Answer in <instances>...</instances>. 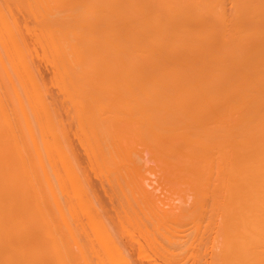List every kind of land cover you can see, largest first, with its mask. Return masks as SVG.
Masks as SVG:
<instances>
[{
    "label": "bare ground",
    "instance_id": "bare-ground-1",
    "mask_svg": "<svg viewBox=\"0 0 264 264\" xmlns=\"http://www.w3.org/2000/svg\"><path fill=\"white\" fill-rule=\"evenodd\" d=\"M9 1L10 0H0V264L83 263L81 259L85 255L83 256L81 254H84L86 252H83V250L85 249L84 244H82V247H84L82 248V250L78 245L80 243L78 239L76 240L75 236L73 237V231V233H71L73 234L72 237L74 238V240H72L70 243L68 241L73 239H69L68 237V235H70L71 237V234L69 233L71 229L76 231L75 233L77 234V230L73 229V225H70V222H68V216H66V222L69 223L68 225L73 227H69L70 230H65V232L63 228H58V230L60 229L61 232L57 233L55 231L58 230L54 229V226H56V224L53 225L54 221L52 219L55 217L56 212L53 210V212L55 213H52V203L56 196H54V198L52 197V190L53 188H55L56 181L54 177L52 178V167L54 166H52V160L54 159V157H52L54 156V154H52V145H58L59 143L57 144V142H60L61 145H64L61 143V136L60 134L56 133V129L54 128V126L57 125L59 126V128L61 127V131H63L64 129L62 130V126H60L61 124L58 125L59 123H54L58 119H56L54 115L56 112L53 110V112H55L53 113L51 110L55 108L54 105V108L52 106L54 98L53 96H50L51 91L48 90H51V88L53 87V85L51 84L55 83L54 86L56 85V87L54 88L59 89L58 91L60 93L62 92L63 94H68L70 92L68 94L69 97H67L69 99L74 94V92H76L77 89L81 87V82L79 83V81H74V78L78 75L80 78L92 72V66L89 64L91 60L90 52L92 49L91 46L95 44H97V46L100 45L102 48L101 51L98 52L99 57L96 58L94 54L93 56L98 60L99 58L102 59L103 57L105 58V61H108L106 57L110 53V47L108 46L112 44L113 55L110 54L111 56L109 55V58L113 57L114 73L112 74L114 78H112V80H116L114 81L115 85L113 83L112 86V82L109 84L113 88H117V90H115V93L116 91H118L119 94L123 92L122 90V92H119V89H123L124 91L132 90L134 92L142 91L146 92L145 95H142V92L138 93H141L144 99L145 96L151 95L152 93H156V95L157 93L159 94L157 96H153L152 94L150 97H146V99H150L149 102L152 100L151 104L149 103L150 105H152L153 102L155 104L156 102L160 101L161 104L165 106H163V109L165 108L166 111L160 109V112H162L161 114L164 113V116H161V114L158 116V114L160 113L158 112V109L162 107H159V102L158 104H155V107L153 105L151 106L152 108L154 107L155 110L158 106V111H155L157 113V117L160 118L161 116L164 119L160 120L158 118L157 124L153 121L151 122V118H154L155 115L153 114L155 112L152 114L153 110L150 107L151 112L148 111V116L150 117V119L148 116H145L146 118H144L147 119V121L148 119L150 120L147 124H149L150 126V123H153L151 124V127H153L152 130H154L155 128L162 133L161 136V133L158 134L160 138L162 137L159 140L161 143L163 141V138L164 140H166L164 143H167L168 148L167 145L164 144V146L171 152H169L168 155H177L181 158L180 160L178 159L180 163L185 166L180 167L184 170H188L187 172L189 173H191L190 171L194 172L193 176L195 175L196 177H194L196 179L194 178L195 180H193L192 182L196 183V186L200 188L204 186L202 189H205V191L208 187L212 188H210V191L214 190V194L212 196L215 201L212 199L214 201L213 203H216V201H220L217 203H223V201L228 202L227 204L229 205L228 208L225 209L226 214H223L224 217L226 219L228 216L230 218L233 217L231 219L236 223H232L235 225L237 224V226H239V221L237 222L238 219H240V221L243 223L242 228L244 229L243 232L246 234V246H244L245 244L242 237L243 234H241L242 228L240 229L241 233L239 231V235V233H237L236 231L238 227L235 228L236 226L234 227V225H232L231 223V228L229 226L230 224L227 225V227L229 226L227 228V231L230 228V232L231 230L234 232V229H232V227H234L236 231L234 232L235 235L238 234L237 236H239H233L231 235L233 234L231 232V234H229L231 238L230 240L235 242L236 239L240 240L242 237V240H236L240 242V245L243 244L242 246L238 244L243 252L240 249L236 250H240L241 252L239 251V253L241 254L245 253L246 251V256H244L245 260H243L242 258L241 263L242 261H244V264L245 262L246 264H257V262H259L260 264H264V0H25L24 4H21V0H12L13 2H16V7H21V9L23 7L22 11L19 8V10L14 12L11 9L12 5H10ZM78 9L79 11H77ZM80 9H83V13H81ZM25 10H27L33 16L34 22H32V16L25 15L26 17H24V20L31 18V21L28 22V20H30L28 19L26 20V22L22 21L23 23L20 22V20L17 18L18 14L16 15L17 17H15L19 21H17V19L13 16L15 12L20 13V11L25 14ZM76 11L77 14H74V12L76 13ZM78 12L83 14L81 17L87 16L89 19L87 18L86 20L85 18H82L86 21L83 23L82 21H80V17L79 21L80 23H82V25H78L77 23V25L74 26L75 20L77 21L79 18L78 16H80ZM58 13H66V15L55 16ZM21 14L22 13H20V15ZM22 31L25 32L26 35H24L25 33H23ZM27 35L30 36L28 37L29 40L30 38L32 39L31 45L29 44L30 41L28 42L27 40ZM95 49H97V47H95ZM39 51L41 52L40 55H42L40 56V58L38 54ZM94 53L95 55L97 54L96 52ZM35 54V58L36 60L38 59V62L42 57L44 64L46 63L45 65H47V63H50V66L52 67L50 68L52 71V73L50 74V77H52V81L51 78H49L50 80L47 81H51V83H48L46 79H43L44 77H42L40 73L36 74V72H39L40 68L37 71L34 70L38 68L33 67L36 64V61L35 64L32 63ZM45 60L47 62H45ZM104 60L103 62H105ZM103 62V65H100V67L105 66V63ZM93 66L94 69H92L95 70V65ZM100 67H98V69H101V71L106 69L105 67H103L105 69H102ZM108 71H106L107 76L108 73L110 76L112 70H110L111 72ZM93 74L94 73H92L91 75ZM96 74V77L94 75L93 77L98 80ZM101 75L102 72L100 74V77ZM103 75L105 76V73ZM104 76L102 77V80H108L107 76L106 79L104 78ZM88 78L89 76L86 77V80ZM86 80L85 83L83 82L85 86L88 84L86 82H89L90 79L89 81ZM46 82L51 85V88ZM93 82L92 85L94 84V86H92V88L101 86L99 83L96 84V82L98 81H95L94 83ZM89 84H91V82ZM95 84L98 86H96ZM109 84L105 85L106 88L109 86ZM102 85L105 88L103 83ZM46 86L48 87V89ZM85 86L83 88L81 87L80 89L83 91H88L87 88H89L90 90L91 87H87L88 85L86 87ZM103 87L101 86L102 89ZM69 88L71 91H69ZM73 88H76V91L71 93ZM47 91L48 96L53 101L49 97H43V93L47 94ZM78 93L74 95L77 96ZM147 93L149 94L147 95ZM74 95L71 98H74ZM139 95H137L138 98ZM80 97L81 96H79L78 98ZM85 97L83 95V98L78 99V102L76 104L72 101L71 98L69 99V101L71 100V102H73L76 106H78V104H80L79 102L81 101V104L79 105V108H81L88 102V98L84 99ZM82 99L84 100L82 101ZM93 99H95V97ZM128 99L130 100V98ZM144 99L143 101L146 100ZM92 100L90 98L89 101H91V103L93 104V102H96L98 98L97 100L95 99L96 101L93 100L92 102ZM136 100L138 99L136 98ZM91 103L90 105H92ZM119 104H121V102ZM133 104L135 105V103ZM127 105L129 104L127 103L126 107ZM95 106L96 105H94V108ZM135 106H131L132 109H134ZM85 107L87 108V106ZM105 107L106 104H104V108ZM129 107L127 109H129ZM82 111L85 110L83 109ZM52 113L54 115L55 121H52L54 120L52 117ZM129 113L130 115L132 114L131 112ZM135 113L136 112H134V114ZM138 113L140 114V112ZM144 114L145 113H142L141 116L143 117ZM127 115L129 116V114ZM157 117L155 116L154 121ZM137 118H139V115ZM137 118L135 119L137 120ZM124 119H127V117H124ZM141 120V122H144L143 118ZM159 120L162 123L161 126L163 127L164 125V128L159 125ZM164 120L165 123L162 122ZM98 124L95 126H98ZM154 124H156V126H160L161 128L154 127ZM100 126L102 125H99L98 127ZM36 127H39V131ZM23 128H27L26 132ZM33 129L37 130L38 132L35 131L34 133ZM104 129L106 128L100 130L102 133L97 130L101 135H103L102 138H100L101 135L98 132L97 135L99 137L95 136L96 134L95 132L93 133L92 130L91 133H93L95 139H100L99 141L104 142V140L106 139V136L103 134ZM53 130L55 132H52ZM157 130L156 133H158ZM104 131L105 133L108 132L106 130ZM133 131L135 130H132V132ZM24 132L26 133V135ZM67 132H70V130ZM144 132L142 130V133ZM52 133H54L53 135L56 134L58 136L56 137L55 135L54 137ZM145 133L144 135L140 133V135L146 136ZM119 134H121L120 131ZM127 134L128 133H126L125 135L128 136ZM152 134L153 132H151V135ZM63 135L62 136L65 138V134ZM147 135L151 136L150 132ZM90 136L92 137V134ZM90 136H88V138ZM24 137L28 138V140L30 139L29 144ZM125 137L121 138L123 139ZM128 137L130 138V136ZM132 137L133 136H131V138ZM154 137L155 136L153 135L152 138L154 139ZM52 138H54L55 141ZM56 138H59L61 141ZM103 138L104 140H102ZM152 138L147 137L146 139H148V141H152ZM109 139L110 138L106 140L108 141ZM133 139L134 137L132 138V141H134ZM138 139L139 142L142 141L141 138ZM89 140H91V138ZM63 142L66 143L67 141L63 139ZM99 143L100 142H98V145ZM61 145L59 147V150L57 146L58 151H56L58 152V155H62V150H64V154L67 153L66 149H62ZM105 145L103 147L107 146ZM65 146H67V144H65L63 147ZM114 146L116 147L117 145H113V148ZM110 147H112V145ZM129 148L132 149L133 147L131 148L130 146ZM153 148L155 150V146H153ZM107 149L111 148H109L108 146ZM111 150L114 151V149ZM101 151L102 154H104L103 149ZM130 151L132 152L133 150ZM110 152L113 153L112 151ZM158 152H160V150H158ZM96 153L99 154L98 152ZM128 153L130 154V152ZM133 153L135 155V152ZM93 154L92 157H97V154H94V156ZM107 154L105 159L107 158ZM118 154L119 152L117 153V155ZM121 154L123 153L121 152ZM154 154H158L157 151ZM73 155L71 154L72 157ZM108 155V157L110 158V154ZM131 155L132 153L130 154V157L129 155L127 156L126 160H128L129 157L128 162L134 161V159L132 160ZM66 158H61L60 160L57 158V160L62 162L63 165ZM109 158H107V160H109ZM76 160L77 159H75V161ZM101 160L104 161L103 158H101ZM115 160H117V158ZM169 160H167L168 163H170ZM59 161L58 164L60 165L61 163H59ZM68 161L69 159L67 160V162ZM172 161L171 162L174 164L177 163L174 162V160ZM111 162H114V160ZM69 163L70 162H68V164ZM71 163L72 165H74L73 161ZM114 163H117V161ZM126 164L129 163H127L126 161ZM76 165L78 166L77 162ZM123 165H125V163ZM134 165L135 164H133L132 166ZM75 166L74 169L76 168ZM112 166H114V164H112ZM130 167L131 166H129L128 169H130ZM169 167L170 169H172L171 164ZM176 167L179 170V165H176ZM186 167H188L189 169H187ZM69 168L68 170L66 168L67 172H70L71 169L69 170ZM79 169L81 170V168ZM79 169L77 168L76 171L78 170L77 172H79ZM177 169H175V171ZM56 171L59 174L58 170ZM72 172H74V174H76L77 176V172L73 171V169L71 171V174ZM182 173L184 174L183 171ZM189 173L188 177L182 174V176H184L185 178H182L184 179L183 183L185 182V186H188V183H190L191 187L195 188L196 186H192L195 184H191L192 182H188V180L192 178V174ZM189 175H191V177H189ZM60 179L61 178H59L58 180L56 179L58 181L57 183L64 182V179ZM69 181L71 182V180ZM75 181H77V178H75ZM86 181L87 179H85V182ZM111 181L113 180L111 179ZM52 183L54 187L52 186ZM62 183L59 185L57 184L59 188L61 186H64L65 182L63 184ZM65 184L69 183L66 182ZM78 184H80V182ZM81 184L80 186L83 187L82 190H86V187L84 188V185H89L88 182L86 184L84 182H81ZM71 186L73 187L74 185L72 184ZM66 187L68 186L66 185ZM120 187H122V185ZM200 188H197L199 191V195L201 194ZM55 189H57V187ZM70 191L72 192V190ZM121 191L123 192V190ZM78 192L80 191L78 190ZM65 193L63 192V194ZM84 193L85 192H83V195L85 197L86 194H88V191L86 194ZM209 194L212 193L209 192ZM77 195L74 194V197ZM202 195H205L206 197V193ZM79 196H82L81 193ZM79 196H77L78 200H80ZM84 197H82V199H85ZM198 199L200 200V198ZM62 201L63 200L61 199V203L65 204V206L69 205L66 204L67 201L64 203ZM55 202L56 200L54 201V203ZM57 202L55 203L56 206H58ZM83 203L84 202L81 203V207ZM224 204L225 203H223V206ZM65 206L60 205L58 207L63 208ZM91 206H94V203ZM220 208L221 205L219 209ZM62 211L64 212V210ZM66 211L68 212V210ZM214 211L216 210L214 209ZM63 212L59 211L58 213H60L59 215H61V213ZM169 213L170 211L168 212V214ZM176 213L177 212H175V214ZM219 213L217 214V216L219 215ZM52 214H55L53 215L54 217H52ZM91 215L94 214L92 213ZM98 215L100 216L101 214ZM234 217L238 219L235 221L236 218ZM230 218L228 220H230ZM73 222L74 221L72 220V224H75ZM66 224L67 223H65V226ZM52 225L54 228L52 227ZM74 226L77 228L76 225ZM52 228L55 231H53ZM66 228L68 227L66 226ZM77 236L79 235H76V237ZM114 236L112 238H114ZM101 237L103 236L100 235V238ZM77 238H80L81 241L83 240L81 239L83 238V236H79ZM76 241H78L77 244L75 243ZM115 242L117 244V240ZM224 242L225 241L221 242L222 248L226 243H228V245H225L226 249H228V247H231L229 243L232 242H230L229 240L226 243ZM72 243L74 246L78 245L79 247H76L79 250L81 249L83 253L76 252V255H74L75 253L72 250L73 247L71 248L72 245H69ZM236 246H233L234 249L233 247L231 248L233 249V251L231 252L238 253L237 251H235ZM231 249H229V252ZM220 252L221 251H219V253ZM253 254L254 257L256 255V259H258L259 261L257 260L256 262L255 258L252 257ZM219 255L221 256V253ZM243 255L241 256L243 257ZM75 256L78 258H76ZM74 257L76 258V260L78 259L77 262ZM251 257L254 260L253 262L249 261L250 259H252ZM220 258L222 259V257ZM122 260H124V258ZM129 260L128 262H130ZM227 261H225L224 264H227ZM247 261H249V263H247ZM237 262L238 261L236 260V264Z\"/></svg>",
    "mask_w": 264,
    "mask_h": 264
},
{
    "label": "rangeland",
    "instance_id": "rangeland-1",
    "mask_svg": "<svg viewBox=\"0 0 264 264\" xmlns=\"http://www.w3.org/2000/svg\"><path fill=\"white\" fill-rule=\"evenodd\" d=\"M70 1V0H69ZM24 2H25V0L24 1H22L21 0V4H24ZM9 3H10V5H12L11 6V9H12V11L14 12V11H17V10H19V8L21 9V7H16L15 6V4H16V2H13L12 0H10L9 1ZM25 9V8H24ZM23 10V7H22V9H21V11ZM20 11V13H22L21 15H20V13L18 12H15L14 14H13V16L15 17L17 14V18L20 20V22H26V20H28V19H30V20H28V22L29 21H31V18H33V16L27 11V10H25V14L23 13V12H21ZM77 11H79V9L77 10ZM77 11H76V13L74 12V14H77ZM80 11H81V13H83V9L81 10L80 9ZM79 13V15L80 16H78L79 18H78V20L76 21L75 20V25L74 26H76L77 25V23H78V25H82V23H80V21H82L83 23L84 22H86L85 20H83L82 18H85L86 20H87V16H85V17H81L83 14H81L80 12H78ZM67 14H68V12H67ZM28 15V16H32L31 18H28V19H25L24 20V17H26V16ZM61 16V15H66V13H64V14H61V13H58V14H56L55 16ZM15 17V18H16ZM80 17H81V20L79 21V19H80ZM16 18V19H17ZM92 18V17H91ZM17 19V21H19ZM23 19V20H22ZM76 19H77V17H76ZM89 19V18H88ZM79 21V22H78ZM19 22V23H20ZM22 22V23H23ZM32 22H34V18L32 19ZM22 23H20V24H22ZM23 25V24H22ZM23 32V31H22ZM23 33H25V32H23ZM24 35H26V33L24 34ZM28 37H30L29 35H27V38ZM28 40V42H29V44L31 45V41H32V39L30 38V40H29V38L27 39ZM92 47V49H91V52H90V58H91V60H90V65L92 66V68L94 67L93 65H95V68L97 69H95V70H93L92 68H91V70H92V72L90 73V74H88V75H86V76H83V77H80L79 78V75L77 76V77H75L74 78V81H79V83L81 84L80 86L83 88L84 86H85V80H86V77H88L89 76V78L86 80V81H89V79H90V81L89 82H86V83H88L86 86L87 87H91L92 88V86H94V84L92 85V82L94 81H98V82H96V84L97 83H99L102 87H103V85H102V83L104 84V86L105 85H108L109 83H111V85L113 86V83H114V81L116 80H112V78H114V76H113V74L112 73H114V67H113V57H111V58H109L111 55L110 54H112L113 55V50H112V44H110V46H108V47H110L109 49H107V50H109V55L106 57V59H108V61H105L104 59L105 58H103L102 57V59L101 58H99V60L98 59H96L97 57H99V53L98 52H100L101 51V46L100 45H98L97 46V44H95V45H93V46H91ZM95 47H97V49H95ZM98 47H100V48H98ZM107 47V48H108ZM95 50V51H94ZM94 52H96L97 54L95 55V53ZM34 54V53H33ZM39 58H40V56H42V55H40L41 54V52L39 51ZM93 54H94V56L96 57H94L93 56ZM34 56V55H33ZM36 54H35V56H34V59L32 60V63H34L35 64V61H36V64L33 66V67H35V68H37V69H34V70H38L39 68V72H36V74L38 73H40L41 75H42V77H44L43 79H46V81L47 80H50L49 78H51V81H52V77H50V74L52 73V71H51V69L50 68H52L51 66H50V63H47V65H45L44 64V62H43V59H42V57H41V59H39L40 61L38 62V59L36 60ZM38 58V57H37ZM93 58V59H92ZM95 58V59H94ZM112 61H111V60ZM94 60H96V61H94ZM103 60L105 61V62H103ZM41 61H42V63H41ZM99 61V62H98ZM45 62H47L46 60H45ZM96 63V64H94V63ZM102 62L103 63H105L104 65L105 66H101L100 67V65H103L102 64ZM39 63V64H38ZM93 65H92V64ZM98 64V65H97ZM89 65V66H90ZM106 65H108V66H106ZM49 66V67H48ZM96 66H98V67H100V68H102V69H105V70H103V71H101V69H98V67H96ZM45 67H46V69H45ZM103 67H105V68H103ZM109 67V68H108ZM49 69V70H48ZM110 71V70H112V72L110 73V76H109V73H108V76H107V72L106 71H108V70ZM51 71V72H50ZM94 71V72H93ZM108 71V72H109ZM101 72H102V75H101V77H100V74H101ZM92 73H94L93 75L95 76V74L97 75V79L98 80H96V76L95 77H93V75H91ZM105 73V76L103 75ZM80 74V73H79ZM41 75H40V78H41ZM90 75H91V77H90ZM112 75V76H111ZM104 76V78L106 79V76H107V79L108 80H102V77ZM93 77V78H92ZM101 79H100V78ZM79 78V79H78ZM82 78V79H81ZM91 78H92V80H91ZM84 79V80H83ZM100 80V81H99ZM110 80V81H109ZM51 81L50 82H48V83H51ZM108 83H107V82ZM46 82V83H47ZM84 82V83H83ZM91 82V84H89ZM93 82V83H94ZM45 83V84H46ZM47 83V84H48ZM83 83V84H82ZM106 83V84H105ZM46 84V85H47ZM54 84L55 83H52L51 85H53V87L51 88V85L50 84H48L49 86H50V88H51V90H48V91H51L50 92V96L52 97L53 96V98H54V102L56 103V105H55V103L54 102H52L53 104H52V106L54 105L55 106V108H54V106H53V108L54 109H51L52 110V112H53V110L56 112H53V113H55L54 115H55V117H56V119H58V120H56L55 121V118H54V115H53V113H52V117H53V119L54 120H52V121H55L54 123H59L58 125H60V126H62V130L64 131H61V127L59 128V126H54V128L56 129L55 131H56V133L57 134H60V136H61V140L59 139V138H56V139H58V140H60L61 141V143L62 144H67V146H65V147H63L64 145H61L60 144V142H57V144L59 143L60 145H61V147H62V149L64 148V149H66V154H64V150H62V155H58L57 153V151L60 149L59 147H60V145L58 144V145H52V154H54V156H52V157H54V159L52 160L53 162H52V166L54 167H52V171L54 172H52V178L54 177L55 178V183H56V185H55V188L57 187V189H60V190H57V189H55V188H53L54 187V185H53V183H52V188H53V190H52V194H53V198H54V196H56V198H54V200H53V203H54V201L56 200V202L57 201H59V202H57V204H58V206H65V204H62L61 203V199L63 200L62 202L64 203V202H66V204H69V205H67L68 206V208H67V206H65V207H58V206H56L55 205V203L53 204L52 203V213H55V214H52V217H54L53 215H55V219L53 218L52 220L54 221V224H53V221H52V224L53 225H55L56 224V226H54L53 227V225H52V227L55 229V230H58V228H63L64 229V231L66 230H70L69 229V227L71 228L72 226H70V225H73V229H76L77 230V234L75 233L76 231H74V230H70V234H71V237H70V235H68V237H69V239H71V238H73L74 236H75V239L77 240L78 239V241L80 242L78 245L81 247V249L82 248H84L85 247V249L83 250V252H85L84 254H81V255H85L84 257H82V259H81V256H80V259H81V261H83V263L82 264H84V262H85V264H224L225 263V261H227L228 259V263L229 264H236V260L238 261L237 262V264H240L241 263V260H242V258H243V260H245L244 259V256H246V251H245V249H244V251H245V253H239V251L241 250L242 252H243V250L240 248V246H242L243 244H241L240 245V242H238V241H240V240H242V237H243V242H244V246H246V234L243 232V228H242V226H243V223L240 221V219H238V218H236V217H238V216H236V217H234V218H236L235 219V221L237 220V222H238V225L239 226H237V224L235 225V224H233L232 222H234V221H232V219L231 218H233V217H227V219L224 217V215L226 214L225 213V209H227L228 208V205L229 204H227L228 202H224L223 200H221V201H223V203H225L224 204V206H223V203L221 202V203H217V202H220V201H216V203H213L215 200H214V198H213V194H214V190H211L210 191V188L208 187V186H206V187H208V188H206L207 190L205 191V189L203 190L202 188L204 187V186H202V188H200V187H198V186H196L197 184L196 183H194V182H192L193 180H195L196 178V176L194 177L193 176V174H194V172L193 171H190L191 173H189V172H187L188 170H184V169H182L180 166H182V167H185L182 163H180V157H178L177 155H175V154H169L168 155V153L170 152L169 150H167V148H168V145H167V143L165 144L164 142L166 141V140H164V138H163V141H162V143L160 142V140L159 139H161L159 136H158V134H160L161 132H159V130H157V129H155L154 128V130H152V128L153 127H151L152 125L151 124H153V123H150V126H149V124H147L148 123V121H150L149 119H150V117L148 116V113L149 112H151V109H150V107L153 105L154 107H155V104H158V102L160 103V105H159V107H161V108H159L158 109V106H157V109L159 110H155L154 109V107L152 108V110H153V112H152V114L156 111H158V112H160L161 110H164V111H166L165 110V108L163 109V104H161V102L160 101H158V102H156L155 104H154V102L152 103V105H150L151 104V101L149 102V100H147L146 99V97H150L152 94H153V96H157V95H159L158 93H157V95H156V93H152L151 95H148L149 93H147V95L148 96H145V99H144V97L142 96V95H145V93L146 92H142V91H138V92H142V95H141V93H138V92H136V94H135V92L134 91H130V90H125L126 91V93H125V91L123 90V89H119L120 91L119 92H122V93H118V91H116V93H115V90H117V88H113L110 84H109V86L106 88V86H105V88L103 87V89L101 88V86H98V85H96V86H98V87H94V88H90V90H89V88H87L88 89V91L87 90H81L80 88V90L79 89H77V91H76V88H73L72 89V92L71 93H73L74 91H76V92H74V94H76V93H78L79 94V96H81L80 98H83V95H84V97L85 96H87V97H85L84 99H87L88 98V105H87V103L86 104H84L85 106H87V108L85 107V106H82L81 108H79V105L81 104V101L79 102L80 104H78V106H76L75 104L78 102V99H80V98H78L79 96H78V94H77V96L76 95H74V98H71V97H73V95L70 97L71 99H72V101L75 103H73V102H71V100L69 101V99L67 98V97H69V93L67 94V93H60L58 90L59 89H57V88H54V87H56V85L54 86ZM47 85V86H48ZM83 85V86H82ZM114 85H115V83H114ZM46 86V87H47ZM48 86V87H49ZM85 86V87H86ZM48 87H47V89H48ZM75 89V90H74ZM85 89V88H84ZM102 89V90H101ZM102 92H101V91ZM114 90V91H113ZM122 90V91H121ZM48 91H47V94L46 93H43V97L44 96H46V98H48L49 96H48ZM69 91H71L70 90V88H69ZM110 91V92H109ZM55 92V93H54ZM105 92V93H104ZM113 92V93H112ZM134 92V93H133ZM138 93V94H137ZM151 93V92H150ZM66 94V95H65ZM114 94V95H113ZM141 96H140V95ZM155 94V95H154ZM68 95V96H67ZM71 95V94H70ZM98 95V96H97ZM112 95V96H111ZM137 95H139V98L140 97H142V98H138L137 97ZM59 96V97H58ZM61 96V97H60ZM76 96V97H75ZM108 96V97H107ZM124 97V98H122V97ZM95 97V99L97 100V98H98V100L96 101L95 99H93ZM100 97H101V99H100ZM110 97V98H109ZM112 97V98H111ZM127 97V98H126ZM50 98V97H49ZM90 98H91V100L93 99V100H95L96 102H93V100H92V102H93V104L91 103V101H89L90 100ZM108 98V99H107ZM114 98V99H113ZM128 98H130V100L128 99ZM136 98L138 99V100H136ZM51 99V98H50ZM84 99H82V101L84 100ZM123 99V100H122ZM125 99H127V100H125ZM143 99L145 100V101H143ZM49 100V99H48ZM52 100V99H51ZM110 100V101H109ZM121 100V101H120ZM142 100V101H141ZM53 101V100H52ZM85 101H84V103H85ZM117 101H118V103H117ZM128 101H130V102H128ZM134 101V102H133ZM121 102V104H119ZM125 102H127L129 105H130V107H129V105H127V107H126V104L127 103H125ZM48 103V102H47ZM90 103L92 104V105H90ZM96 103V104H95ZM123 103H125V104H123ZM133 103H135V105L133 104ZM150 103V104H149ZM73 104H74V106H73ZM104 104H106V107L104 108ZM109 104V105H108ZM71 105H72V108H71ZM94 105H96L95 106V108H94ZM103 105V106H102ZM108 105V106H107ZM119 105V106H118ZM122 105V106H121ZM131 106H135L134 107V109H132V107ZM123 107V108H122ZM129 107V109H127ZM165 107V106H164ZM58 108V109H57ZM104 108V109H103ZM146 108H148V109H146ZM79 109V110H78ZM81 109V110H80ZM85 110V111H82V110ZM96 109V110H95ZM126 109V110H125ZM131 109H132V111H131ZM161 109V110H160ZM50 110V111H51ZM142 110V111H141ZM127 111V112H126ZM140 112V114L138 113V112ZM146 111V112H145ZM149 111V112H148ZM163 111V112H164ZM129 112H131L132 114L130 115V113ZM134 112H136L135 114H134ZM145 113L144 115H143V117L141 116L142 115V113ZM154 113L153 115H155L156 117H157V113ZM123 113V114H122ZM138 113V114H137ZM162 112H160L159 114H158V116L161 114ZM127 114H129V116L127 115ZM147 114V115H146ZM164 114V113H163ZM163 114H161V116H164ZM41 115V114H40ZM84 115V116H83ZM135 115V116H134ZM138 115H139V118H137L138 117ZM80 116V117H79ZM88 118H87V117ZM97 116V117H96ZM104 116V117H103ZM110 116V117H109ZM114 118V120H113V118ZM121 116V117H120ZM148 116L149 117V119H148V121H147V119H144V118H146V117ZM155 116H154V118H155ZM160 116V118L159 117H157L156 118V120L154 121V118H153V120H152V118H151V122L153 121L154 123H156L157 124V122H158V118L161 120V119H164L163 117H161ZM119 117V118H118ZM124 117H127V119H124ZM128 117H129V119H128ZM134 117V118H133ZM72 118V119H71ZM77 118V119H76ZM135 118H137V120L135 119ZM143 118V121L144 122H146V123H144V122H141L142 119ZM92 119H93V121H92ZM117 119V120H116ZM120 119V120H119ZM90 120V121H89ZM113 120V121H112ZM146 120V121H145ZM160 120H159V122H160ZM58 121V122H57ZM88 122V124H87V122ZM121 121H124V122H121ZM67 122V123H66ZM76 122V123H75ZM130 122V123H129ZM162 122H164L165 123V120L164 121H162ZM80 123V124H79ZM85 123V124H84ZM95 123V124H94ZM98 123H101V124H98ZM142 123H143V126H142ZM163 123V124H164ZM67 124V125H66ZM91 124V125H90ZM98 124V126L99 125H102V126H100V127H98V126H95V125H97ZM156 124H154L155 126L154 127H160L161 126V122H160V126H156ZM52 125H53V122H52ZM55 125V124H54ZM64 125V126H63ZM81 125V126H80ZM92 125H94V126H92ZM112 127H111V126ZM114 125V126H113ZM133 127H132V126ZM148 125V126H147ZM25 126V125H24ZM34 126H36V125H34ZM77 126V127H76ZM84 126V127H83ZM92 126V127H91ZM109 126V127H108ZM123 126V127H122ZM139 128H138V127ZM144 126H145V129H144ZM53 127V126H52ZM143 127V128H142ZM162 127V126H161ZM160 127V128H161ZM37 128V130L39 129V127H36ZM36 128H34V129H36ZM53 128V129H54ZM80 128V129H79ZM103 128H106V129H104V130H106V131H108V132H106L105 133V131L103 130V134L106 136L105 138L106 139H108V138H110L108 141L105 139L104 140V138L102 139V140H104V142H101V141H99V140H97V139H95V136H97V137H99L97 134L99 133V131L100 130H102ZM122 128V129H121ZM125 128V129H124ZM136 128V129H135ZM162 128H164V125H163V127ZM24 129V128H23ZM33 129V130H34ZM110 130V132H109V130ZM137 129H139V130H137ZM147 129H149V130H147ZM26 130H27V128L26 129H24V131L26 132ZM37 130H34V133H35V131L36 132H38ZM70 130V132H67V131H69ZM84 130V131H83ZM91 130H92V132L94 133L95 132V136H93V133H91ZM97 130H99V131H97ZM127 130V131H126ZM132 130H135V131H133L132 132ZM142 130H143V132H144V130H145V132H147V133H145L146 134V136H141L140 135V133L141 134H143L144 135V133H142ZM156 130L158 131V133H156ZM161 130V129H160ZM54 130L52 131V132H55ZM79 131V132H78ZM113 131H115V132H113ZM119 131H120V133L122 134V133H124V134H119ZM137 131V132H136ZM162 131V130H161ZM24 132V133H25ZM59 132V133H58ZM75 132V133H74ZM98 132V133H97ZM101 132V131H100ZM134 132H135V134H134ZM149 132H150V135H151V132H153V134L151 135V136H149V135H147V134H149ZM163 132V131H162ZM39 133H41V132H39ZM88 133V134H87ZM102 133V132H101ZM108 133V134H107ZM126 133H128L127 135L128 136H130V138H131V136H133L134 137V141H132V138H131V140H130V138L128 137V136H126L125 134ZM29 134V133H28ZM27 134V135H28ZM38 134V133H37ZM54 133H52V135H53ZM63 134H65V138L63 137L64 135ZM92 134V137L90 136ZM100 134V133H99ZM116 134V135H115ZM25 135H26V133H25ZM39 135V134H38ZM56 135V134H55ZM55 135H53L54 137H55ZM63 135V136H62ZM82 135V136H81ZM84 135V136H83ZM101 135V134H100ZM118 135V136H117ZM121 137H125V138H121ZM155 136L154 137V139L152 138V136ZM162 135V133L160 134V136ZM58 135H56V137H57ZM88 136H90L89 138H88ZM102 136L103 135H101V137L100 138H102ZM25 137H27V136H25ZM24 137V138H25ZM35 137H36V134H35ZM38 137V136H37ZM63 137V138H62ZM78 137V138H77ZM87 139H86V138ZM96 137V138H97ZM147 137H149V138H152L151 140L152 141H148V139H146ZM159 137V138H158ZM30 138V137H29ZM84 138V139H83ZM91 138V140H89ZM112 138V139H111ZM138 138H141V140L142 141H140L139 142V139ZM26 139V141L28 142V144L30 143V139L28 140V138H25ZM53 140H54V138H52ZM63 139L65 140V141H67L66 143H64L63 142ZM136 139H138V140H136ZM57 140V141H58ZM55 141V140H54ZM54 141H53V143H54ZM80 141V142H79ZM92 142V144H91V142ZM94 141V142H93ZM107 141V142H106ZM137 141V142H136ZM156 143H154V142ZM98 142H100L99 143V145H100V147H99V145H98ZM112 142V143H111ZM114 142H116V143H114ZM131 142V143H130ZM133 142V143H132ZM52 143V144H53ZM70 143V144H69ZM87 143V144H86ZM102 143H103V145H102ZM105 143H106V145H105ZM110 143H111V145H112V147H110L111 145H110ZM127 145H126V144ZM129 143V144H128ZM140 143V144H139ZM56 144V143H55ZM85 146H84V145ZM94 144V145H93ZM95 144H96V146H95ZM117 145L116 147L114 146V148H113V145ZM130 144H132V145H130ZM136 144V145H135ZM144 144V145H143ZM164 144L165 145H167V148H165V146H164ZM90 145V146H89ZM92 145V146H91ZM106 146V147H103V146ZM118 145H119V147H118ZM55 146V147H54ZM57 146H58V150H57ZM86 146H88V147H86ZM108 146H109V148H111V149H114V151L113 150H111V149H107L108 148ZM120 146H121V148H120ZM131 146V148L132 149H130L129 147ZM153 146H155V150H154V148H153ZM85 147H86V149L88 150H86L85 149ZM99 147V148H98ZM54 148V149H53ZM90 148V149H89ZM106 150H105V149ZM129 148V149H128ZM145 148V149H144ZM70 151H69V150ZM93 149V150H92ZM103 149V153L105 154H107V152H108V154H110V158L108 157L109 155L107 154V158H109V160H107V158L105 159V157H106V154H105V157H104V154H102V150ZM121 149H124V150H121ZM150 149V150H149ZM53 150H54V152H53ZM57 150V151H56ZM86 150V151H85ZM108 150V151H107ZM130 150H133L132 152L130 151ZM158 150H160V152H158ZM100 151V152H99ZM106 151V152H105ZM110 151H112L113 153H111ZM123 153V154H125L126 155V157H125V155H123V154H121V152ZM145 151V152H144ZM156 151H157V153L158 154H154V153H156ZM56 152V153H55ZM89 152V153H88ZM96 152H98L99 154H97ZM119 152V154L117 155V153ZM128 152H130V154L132 153V155H131V157H132V160L134 159V161H132V162H128L129 161V157H130V154L128 153ZM133 152H135V155H134V153ZM88 153V154H87ZM91 153V154H90ZM97 156V157H95L94 156V154ZM141 153H142V155H141ZM171 153V152H170ZM71 154L73 155V157L71 156ZM77 154V155H76ZM92 154H93V156L94 157H92ZM111 154H116V155H111ZM129 155V157H128V160H126L127 159V156ZM71 157H70V156ZM102 157H101V156ZM122 155V156H121ZM139 155V156H138ZM159 155V156H158ZM56 156H57V158L60 160L61 158H66V156H67V158L69 159V161L68 162H70L69 164H68V162H67V158H66V160L64 161V163H63V165H62V162H60L59 160H57V158H56ZM69 156V157H68ZM87 156V157H86ZM161 156V157H160ZM78 157V158H77ZM91 157V158H90ZM111 157H113V158H111ZM117 158V160H115L116 158ZM134 157V158H133ZM136 157V158H135ZM154 157H156V158H154ZM101 158H103V160L104 161H102L101 160ZM115 158V159H114ZM122 158H124V159H122ZM172 158H175V159H172ZM73 159V160H72ZM75 159H77L76 161H75ZM170 159V160H169ZM179 159V160H178ZM63 160V159H62ZM73 161V164L74 165H72V161ZM114 160V162H116L117 161V163H114V162H111V161H113ZM136 160V161H135ZM167 160H169V162L170 163H168V161ZM172 160H174V162H177V163H175L176 165H179V167L181 168H179V170L177 169V167H176V165L174 164V163H172L173 161ZM176 160V161H175ZM58 161H59V163H61L60 165L58 164ZM125 161V162H124ZM126 161H127V163H129V164H126ZM131 161V160H130ZM172 161V162H171ZM179 161V162H178ZM56 162V163H55ZM65 162H66V164H65ZM75 162V163H74ZM76 162L78 163V166L76 165ZM96 162V163H95ZM103 162V163H102ZM108 163V164H107ZM125 163V165H123ZM131 163V164H130ZM169 165H168V164ZM59 166H58V165ZM112 164H114V166H112ZM133 164H135V165H137V166H132ZM139 164V165H138ZM170 164H171V168L172 169H170ZM181 164V165H180ZM62 165V166H61ZM67 165H69V166H67ZM76 165V166H75ZM93 167H92V166ZM104 165V166H103ZM115 165H116V167H115ZM121 165V166H120ZM131 166L130 167V169H128L129 168V166ZM56 166V167H55ZM58 166V167H57ZM65 166H66V168H67V170H68V168H69V170L71 169V167H72V169H73V171H75V172H77L76 171V169L78 168H81V170L79 169V172H77V176H76V174H74V172H72V174H71V171H72V169L70 170V172H67L66 171V168H65ZM74 166L76 167L75 169H74ZM107 166V167H106ZM124 166V167H123ZM175 166V167H174ZM59 167H60V170H61V172H60V170H59ZM114 167V168H113ZM123 167V168H122ZM132 167H134V168H132ZM137 167H139V168H137ZM174 167V168H173ZM57 168V169H56ZM63 168H65V169H63ZM94 168V169H93ZM187 169H189L188 167H186ZM113 169V170H112ZM116 169V170H115ZM126 169V170H125ZM135 169V170H134ZM175 169H177L176 171H175ZM56 170H58V172H59V174L57 173V171ZM66 172H65V171ZM134 170V171H133ZM80 171H81V173H80ZM83 171V172H82ZM115 171V172H114ZM137 171V172H136ZM178 171V172H177ZM181 171V172H180ZM182 171L184 172V174L182 173ZM187 173H186V172ZM56 172V173H55ZM67 173H70V174H67ZM78 173H80V174H78ZM187 175H186V174ZM188 173L189 174H192V178H190V179H192V180H188V178H187V180H188V182H192L191 184H195V185H192L193 187L194 186H196L195 188H192L191 187V185H190V183H188V182H186V183H188L189 185L188 186H190V187H188L187 185L185 186L184 184H185V182L183 183V181H184V176H187L188 177ZM83 174V175H82ZM107 174V175H106ZM117 174V175H116ZM181 174V175H180ZM182 174L184 175V176H182ZM57 175V176H56ZM61 175H62V177H61ZM64 175H65V177H64ZM73 175V176H72ZM75 175V176H74ZM113 175V176H112ZM122 175V176H121ZM126 175V176H125ZM128 175H129V178H128ZM132 175V176H131ZM60 176V177H59ZM84 176V177H83ZM111 176V177H110ZM58 177V178H57ZM79 177H81V178H79ZM114 177V178H113ZM121 177H123V178H121ZM133 177V178H132ZM139 177V178H138ZM189 177H191V175H189ZM59 178H61L65 183L66 182H68L69 184H65L64 182V186H61L60 188L58 187V185L59 184H61V183H57L58 181V179ZM75 178H77V181H75ZM118 178V179H117ZM137 178V179H136ZM182 178H184V179H182ZM195 178V179H194ZM57 179V180H56ZM60 179V180H61ZM68 181H67V180ZM85 179H87V181L85 182ZM109 179V180H108ZM111 179L113 180V181H111ZM123 179H124V181H123ZM129 179V180H128ZM53 180V179H52ZM69 180H71V182L69 181ZM75 181V183H74V181ZM187 180H185V181H187ZM73 181V182H72ZM53 182V181H52ZM80 182V184H81V182H84L85 184L88 182L89 183V185H84V188L86 187V190L88 191V194H89V196H88V194H86L87 193V191L86 190H82L83 189V187L82 186H80V184H78V183ZM115 182V183H114ZM131 182V183H130ZM62 183V184H63ZM181 183V184H180ZM58 184V185H57ZM74 185L73 187L71 186V185ZM83 184V183H82ZM81 184V185H82ZM140 186H139V185ZM151 186H150V185ZM184 186H183V185ZM66 185L68 186V187H66ZM122 185V187H120ZM144 186V187H143ZM155 186V187H154ZM66 187V188H65ZM78 187H79V189H78ZM81 187V188H80ZM127 187V188H126ZM74 190H73V189ZM121 188V189H120ZM197 188H200L201 189V191H200V195H199V191H198V189ZM67 189V190H66ZM81 189V190H80ZM136 189H137V191H136ZM140 189V190H139ZM212 189V188H211ZM70 190H72V192L70 191ZM78 190L80 191V192H78ZM121 190H123V192L121 191ZM128 190V191H127ZM153 190V191H152ZM61 191V192H60ZM67 191V192H66ZM134 191V192H133ZM139 191V192H138ZM54 192H55V194H54ZM57 192H59V193H57ZM63 192L65 193V194H63ZM83 192H85L84 194H86V196L84 197V195H83ZM209 192L210 193H212V194H209ZM80 193H81V195L82 196H79L80 195ZM194 193V194H193ZM206 193V197H205V195H202V194H205ZM61 194H63V195H61ZM74 194L75 195H77V194H79V195H77V196H79L80 198V200H78V198H77V196H75L74 197ZM94 194V195H93ZM141 194V195H140ZM59 195V196H58ZM203 196V198H202V196ZM210 195V196H209ZM64 197V198H62V197ZM87 196H88V198H87ZM90 196H91V198H90ZM136 196V197H135ZM201 196V197H200ZM212 196V197H211ZM60 197V198H59ZM74 197V198H73ZM82 197H84L85 199H82ZM143 197V198H142ZM146 197V198H145ZM153 197V198H152ZM52 198V199H53ZM57 198H59V199H57ZM76 198H77V200H76ZM135 198V199H134ZM198 198H200V200L198 199ZM205 198V199H204ZM68 199V200H67ZM75 199V200H74ZM92 199V200H91ZM96 199H97V201H96ZM137 199V200H136ZM197 199V200H196ZM204 199V200H203ZM214 201H213V200ZM152 200V201H151ZM80 201H81V203L82 202H84L83 204H82V207H81V203H80ZM145 203H144V202ZM147 201V202H146ZM191 201V202H190ZM73 202V203H72ZM80 203V205H79V203ZM88 202V203H87ZM87 203V204H86ZM94 203V206H91L92 204ZM200 203V204H199ZM203 203V204H202ZM60 204V205H59ZM70 204H71V206H70ZM73 204H74V207H73ZM100 204V205H99ZM202 204V205H201ZM206 204V205H205ZM208 204V205H207ZM213 206H212V205ZM54 205V206H53ZM84 205V206H83ZM97 205H99V206H97ZM102 205V206H101ZM153 205V206H152ZM220 205H221V208L219 209V207H220ZM97 206V207H96ZM152 206V207H151ZM203 206V207H202ZM223 206V207H222ZM225 206H226V208H225ZM230 206H231V204H230ZM58 207V208H57ZM79 207V208H78ZM88 207H89V209H88ZM95 207V208H94ZM99 207V208H98ZM154 207V208H153ZM195 207V208H194ZM198 207V208H197ZM199 207H200V209H199ZM68 210V212L65 210ZM70 208V209H69ZM75 208V209H74ZM94 208V209H93ZM102 208V209H101ZM197 208V209H196ZM203 208V209H202ZM224 208V209H223ZM72 209H74V210H72ZM95 209H96V212H95ZM99 209V210H98ZM164 209V210H163ZM174 209V210H173ZM210 209V210H209ZM214 209L216 210V211H214ZM223 211H222V210ZM53 210L55 211V212H53ZM62 210H64V212L62 211ZM78 210H80V211H78ZM93 210V211H92ZM103 210V211H102ZM149 210V211H148ZM157 210V211H156ZM167 210V211H166ZM198 210V211H197ZM59 211H61V212H63V213H61V215H59L60 213H58ZM99 211V212H98ZM153 211V212H152ZM156 211V212H155ZM161 211V212H160ZM165 211V212H164ZM170 211V213L168 214V212ZM200 211V212H199ZM214 211V212H213ZM227 211V210H226ZM72 212V213H71ZM75 212V213H74ZM116 212V213H115ZM162 212H164V213H162ZM175 212H177L176 214H175ZM186 212V213H185ZM207 212V213H206ZM220 212V213H219ZM85 213V214H84ZM90 213V214H89ZM94 214V215H91V214ZM97 213V214H96ZM156 213V214H155ZM172 213V214H171ZM182 213V214H181ZM199 213V214H198ZM205 213V214H204ZM219 213V215L220 214H224L223 216L222 215H218L217 216V214ZM68 214V215H67ZM98 214H101L100 216L98 215ZM154 214H155V216H154ZM191 214V215H190ZM203 214V215H202ZM216 214V215H215ZM72 215H74V216H72ZM121 215V216H120ZM158 215V216H157ZM168 215H169V217H168ZM172 215H174V216H172ZM178 215V216H177ZM184 215H187V216H184ZM66 216H68V222H70V225H68L69 223L68 222H66ZM118 216V217H117ZM160 216V217H159ZM161 216H163V217H161ZM231 216V215H230ZM74 217V218H73ZM100 217H101V219H100ZM171 217V218H170ZM209 217V218H208ZM216 217V218H215ZM224 217V218H223ZM97 218V219H96ZM103 218V219H102ZM151 218V219H150ZM167 218V219H166ZM170 218V219H169ZM174 220H173V219ZM230 218V220H228ZM59 221H58V220ZM64 219H65V221H64ZM70 219H72L74 222L73 223H75V224H72V220H70ZM80 219V220H79ZM162 219V220H161ZM163 219H165V220H163ZM179 219V220H178ZM198 219V220H197ZM200 219V220H199ZM207 219V220H206ZM212 219V220H211ZM223 219V220H222ZM56 220V221H55ZM102 220V221H101ZM172 220H173V222H172ZM175 220H176V222H175ZM178 220V221H177ZM203 220V221H202ZM220 220V221H219ZM83 221V222H82ZM92 221V222H91ZM104 221V222H103ZM202 221V222H201ZM206 221V222H205ZM226 221V222H225ZM57 222V223H56ZM89 222V223H88ZM164 222V223H163ZM223 222H225V223H223V225H222V223ZM65 223H67L66 224V226L68 227V228H66V226H65ZM100 223V224H99ZM196 223V224H195ZM232 225H234V227L235 228H237L238 227V229H236V231H237V233H239V231H240V229H241V231H242V233H241V231H240V233L241 234H243V236L241 237V239L239 240V239H236V240H238V241H236L235 240V242L234 241H232V240H230L231 238H230V235L229 234H231V232L233 233V234H231V235H235V233L234 232H236L235 231V228L234 227H232V229H234V232L231 230V232H230V228H231V224ZM234 223H236V222H234ZM102 224V225H101ZM106 224H108V225H106ZM170 224V225H169ZM173 224V225H172ZM200 224V225H199ZM224 224H226V225H224ZM230 224V225H229ZM74 225H76L77 226V228L74 226ZM87 225V226H86ZM196 225H198V226H196ZM227 225H229L230 226V228L228 229V231H227V228L229 227H227ZM101 226V227H100ZM107 226V227H106ZM121 226V227H120ZM65 227V228H64ZM99 227H100V229H99ZM103 227V228H102ZM114 227V228H113ZM195 227V228H194ZM222 227V228H221ZM240 227V228H239ZM52 228V230L53 231H55L54 229ZM94 228V229H93ZM102 228V229H101ZM202 228V229H201ZM86 229V230H85ZM111 229H113V230H111ZM198 229H199V232H198ZM218 229V230H217ZM224 229V230H223ZM110 232H109V231ZM129 230V231H128ZM63 231V232H64ZM65 231V232H66ZM74 233H73V232ZM208 231V232H207ZM230 232V233H227V232ZM55 232H61V230L59 229L58 231H55ZM62 232V233H63ZM74 234H72V233ZM90 232V233H89ZM104 232V233H103ZM89 233V234H88ZM100 233H102V234H100ZM114 233V234H113ZM123 233V234H122ZM198 233V234H197ZM224 233V234H223ZM240 233H239V235H240ZM80 234H82V235H80ZM94 236H93V235ZM114 236V238H112L113 236ZM118 234V235H117ZM245 234V235H244ZM72 235H73V237H72ZM76 235H79L80 237L81 236H83V238H81V239H83L82 241L80 240V238H77V237H79V236H77L76 237ZM100 235L101 236H103V237H101L100 238ZM110 235V236H109ZM130 235V236H129ZM141 235V236H140ZM238 235V234H237ZM237 235H235V236H237ZM90 236V237H89ZM179 236V237H178ZM197 236V237H196ZM199 236V237H198ZM223 236V237H222ZM85 237V238H84ZM93 237V238H92ZM214 239H213V238ZM237 237H239V236H237ZM236 237V238H237ZM245 237V238H244ZM223 240H222V239ZM225 238V239H224ZM233 238H235V237H233ZM90 239V240H89ZM117 240V244H118V246H117V244H116V240ZM72 240H74V238L73 239H71V240H68L69 241V243L72 241ZM87 240V241H86ZM132 240V241H131ZM141 240V241H140ZM229 240L230 242H232V243H229V245H231V247H228V249H226V247H225V245L227 244L228 245V243H226L227 241ZM78 241H76L75 243L77 244L78 243ZM97 241V242H96ZM102 241V242H101ZM134 241V242H133ZM138 241V242H137ZM223 241H225L224 243H226L225 245H223L224 247L222 248L221 246V242H223ZM82 242V243H81ZM84 242V243H83ZM173 242V243H172ZM205 242V243H204ZM242 242V241H241ZM74 243V242H73ZM73 243L72 244H69V245H72L71 246V248L73 247V251H74V255H76V252H82V250L80 249H78L76 246H78V245H73ZM74 243V244H75ZM113 243V244H112ZM179 243V244H178ZM81 244V245H80ZM82 244H84V247H82L83 245ZM99 244V245H98ZM202 244V245H201ZM213 244V245H212ZM233 244V245H232ZM240 246H239V245ZM95 245V246H94ZM107 245H109V246H107ZM113 245H114V247H113ZM237 245V246H236ZM78 246V247H79ZM107 246V247H106ZM120 246V247H119ZM233 246H236L235 247V251H237L236 249H240L239 251H237L238 253H235V252H231V251H233V249H234V247ZM238 246H239V248H238ZM109 247V248H108ZM201 247V248H200ZM218 247H219V249H218ZM233 247V249H231ZM105 248V249H104ZM121 248H122V250H121ZM246 248V247H245ZM75 249V250H74ZM78 251H77V250ZM88 249V250H87ZM110 249V250H109ZM200 249H203V250H200ZM225 249V250H224ZM229 249H231L230 250V252H229ZM118 250V251H117ZM195 250V251H194ZM209 250V251H208ZM72 251V252H73ZM95 251V252H94ZM125 252V254H124V252ZM215 251V252H214ZM216 251H218V252H216ZM219 251H221L220 253H221V256L219 255L220 253H219ZM240 251V252H241ZM82 252V253H83ZM110 252V253H109ZM164 252V253H163ZM78 253V254H79ZM114 253H116V254H114ZM179 253V254H178ZM213 253V254H212ZM215 253V254H214ZM89 255V258H88V255ZM107 254V255H106ZM110 254V255H109ZM119 256H118V255ZM122 254V255H121ZM175 254H176V256H175ZM203 254V255H202ZM219 255V257H218V255ZM244 254V255H243ZM80 255V254H79ZM79 255H77V256H79ZM106 255V256H105ZM124 255H126V256H124ZM223 255V256H222ZM225 255V256H224ZM235 255H237V256H235ZM241 255H243V257L241 256ZM112 256V257H111ZM123 256V257H122ZM199 256V257H198ZM233 256V257H232ZM76 257V256H75ZM74 257V258H75ZM107 257V258H106ZM127 257V258H126ZM202 257V258H201ZM220 257H222V259L220 258ZM226 257V258H225ZM252 257H254V254L252 255ZM251 257V258H252ZM73 258V259H74ZM76 258H78V257H76ZM76 258H75V260H76ZM124 258V260H122ZM232 258V259H231ZM255 260H256V262H257V260L258 259H256V255H255ZM88 259V260H87ZM130 259V260H129ZM198 259V260H197ZM240 259V260H239ZM78 260V259H77ZM77 260H76V262H77ZM128 260L130 261V262H128ZM176 260V261H175ZM252 260V261H251ZM92 263H91V262ZM109 261V262H108ZM234 261V262H233ZM250 262H253L254 260H253V258L252 259H250L249 260ZM249 261H247V263H249ZM259 261V260H258ZM79 262H80V260H79ZM126 262V263H125ZM223 262V263H222ZM231 262V263H230ZM227 263V264H228ZM79 264V263H78ZM81 264V263H80ZM241 264H244V261H242V263ZM245 264H246V262H245ZM253 264H256V263H253ZM257 264H260L259 262H257Z\"/></svg>",
    "mask_w": 264,
    "mask_h": 264
}]
</instances>
